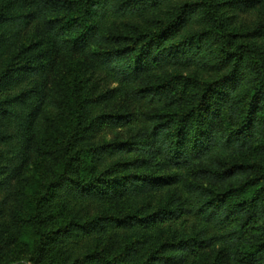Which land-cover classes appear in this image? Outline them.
Segmentation results:
<instances>
[{
  "label": "trees",
  "instance_id": "trees-1",
  "mask_svg": "<svg viewBox=\"0 0 264 264\" xmlns=\"http://www.w3.org/2000/svg\"><path fill=\"white\" fill-rule=\"evenodd\" d=\"M27 262L264 264V0H0V264Z\"/></svg>",
  "mask_w": 264,
  "mask_h": 264
},
{
  "label": "rangeland",
  "instance_id": "rangeland-1",
  "mask_svg": "<svg viewBox=\"0 0 264 264\" xmlns=\"http://www.w3.org/2000/svg\"><path fill=\"white\" fill-rule=\"evenodd\" d=\"M28 174L32 176L31 181H33V182H30L29 185H30L31 183H35V184H37L38 187H41V178H42L43 176H45V173L42 172V171L40 170V168L37 169V168H35L33 165H30L29 173H28ZM27 264H32V263H28V262H27Z\"/></svg>",
  "mask_w": 264,
  "mask_h": 264
}]
</instances>
